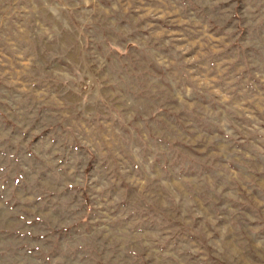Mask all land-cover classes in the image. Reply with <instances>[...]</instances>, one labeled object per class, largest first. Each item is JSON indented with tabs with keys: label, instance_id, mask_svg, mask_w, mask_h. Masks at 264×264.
Instances as JSON below:
<instances>
[{
	"label": "rangeland",
	"instance_id": "obj_1",
	"mask_svg": "<svg viewBox=\"0 0 264 264\" xmlns=\"http://www.w3.org/2000/svg\"><path fill=\"white\" fill-rule=\"evenodd\" d=\"M0 264H264V0H0Z\"/></svg>",
	"mask_w": 264,
	"mask_h": 264
}]
</instances>
